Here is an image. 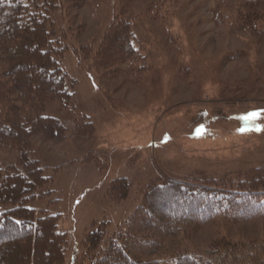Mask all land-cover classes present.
<instances>
[{
	"label": "rangeland",
	"instance_id": "1",
	"mask_svg": "<svg viewBox=\"0 0 264 264\" xmlns=\"http://www.w3.org/2000/svg\"><path fill=\"white\" fill-rule=\"evenodd\" d=\"M239 1L98 0L66 4L63 14L54 13L63 68L77 84L71 109L55 101L45 114L70 129L83 116L90 124L57 145L30 139L55 190L37 197L34 220L42 211L60 215L57 230L66 233L60 264H90L99 251L89 253L88 231L109 221L111 235L139 208L152 183L235 181L264 171V131H238L264 126V115L247 124L239 119L264 109V1L257 4L256 29L237 25ZM118 19L130 22L140 54L132 61L124 25L110 27ZM200 124L208 131L196 137ZM18 154L0 146V164L10 166ZM118 179L130 188L116 201L111 189ZM223 238L264 247V218L213 221L179 248L199 255Z\"/></svg>",
	"mask_w": 264,
	"mask_h": 264
},
{
	"label": "trees",
	"instance_id": "2",
	"mask_svg": "<svg viewBox=\"0 0 264 264\" xmlns=\"http://www.w3.org/2000/svg\"><path fill=\"white\" fill-rule=\"evenodd\" d=\"M261 1L240 0L237 25L256 29ZM89 2L98 0H0V146L19 152L10 166L0 164V223L4 225L0 227V264L61 262L58 253L66 233L57 230L60 215L42 211L34 220L37 197L55 190L49 186L52 176L45 175L49 167L35 156L30 139L39 136L43 142L57 145L67 140L70 131L78 135L90 126L84 116L70 129L60 118L45 114L48 104L55 101L71 109L76 95L73 85L77 84L63 68L65 51L54 13L63 14L66 4ZM252 10L256 12L250 13ZM116 22L120 24L113 26ZM114 23L110 27L115 30L124 25L125 52L134 60L140 54L130 22L118 19ZM112 36L109 50L114 51L117 34ZM113 184L114 200L121 199V191L128 196V181L118 179ZM142 194L139 208L111 235L109 221L96 222L88 231L85 244L89 253L99 251L90 264H264V247L256 242L234 243L223 238L199 255L180 250V241L213 221L264 218L263 170H252L235 181L164 178L146 186ZM42 237L48 240L42 242ZM174 242L179 243L178 249L172 251L169 248Z\"/></svg>",
	"mask_w": 264,
	"mask_h": 264
},
{
	"label": "snow or ice",
	"instance_id": "3",
	"mask_svg": "<svg viewBox=\"0 0 264 264\" xmlns=\"http://www.w3.org/2000/svg\"><path fill=\"white\" fill-rule=\"evenodd\" d=\"M262 115H264V109H261L259 111H253V112H250L248 113L247 115L245 116H242L240 117L239 119L245 121V124H247L249 121H254L256 120L258 117H261ZM264 131V126H257L255 129H251L247 126L245 127H241L238 129L239 132L241 133H247V132H250V131ZM207 128L204 124H200L196 129H195V132H194V135L196 137H201L203 135H205L207 133ZM17 224L21 223V221H16ZM4 225L2 223H0V227H3Z\"/></svg>",
	"mask_w": 264,
	"mask_h": 264
},
{
	"label": "bare ground",
	"instance_id": "4",
	"mask_svg": "<svg viewBox=\"0 0 264 264\" xmlns=\"http://www.w3.org/2000/svg\"><path fill=\"white\" fill-rule=\"evenodd\" d=\"M73 126V125H72Z\"/></svg>",
	"mask_w": 264,
	"mask_h": 264
}]
</instances>
